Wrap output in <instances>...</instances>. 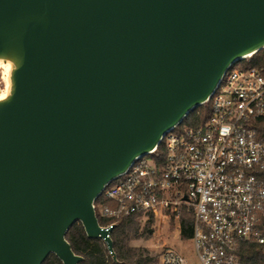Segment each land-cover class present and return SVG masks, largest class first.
Wrapping results in <instances>:
<instances>
[{
    "label": "water",
    "instance_id": "obj_1",
    "mask_svg": "<svg viewBox=\"0 0 264 264\" xmlns=\"http://www.w3.org/2000/svg\"><path fill=\"white\" fill-rule=\"evenodd\" d=\"M264 48V0H0V264H78L105 184Z\"/></svg>",
    "mask_w": 264,
    "mask_h": 264
},
{
    "label": "built area",
    "instance_id": "obj_2",
    "mask_svg": "<svg viewBox=\"0 0 264 264\" xmlns=\"http://www.w3.org/2000/svg\"><path fill=\"white\" fill-rule=\"evenodd\" d=\"M205 103L211 113L204 122L168 130L158 144L163 158L152 155L158 146L137 156L101 191L112 204L94 202L95 212L113 219L103 228L113 230L124 218L148 228L155 238L140 247L154 264H190L162 240L166 226L184 240L182 219L189 215L188 240L201 264H246L241 242L264 244V134L253 126L264 118V72L230 64Z\"/></svg>",
    "mask_w": 264,
    "mask_h": 264
},
{
    "label": "trees",
    "instance_id": "obj_3",
    "mask_svg": "<svg viewBox=\"0 0 264 264\" xmlns=\"http://www.w3.org/2000/svg\"><path fill=\"white\" fill-rule=\"evenodd\" d=\"M236 63L243 67H256L264 72V48L251 56L238 60ZM210 113V103H205L191 110L182 122L183 124L197 125L204 122L209 117ZM253 126L260 134H264V118L255 121ZM154 153L155 154L152 155H156V157H164L165 149L163 143L158 145V148ZM101 202L112 204L109 200H106L101 196L96 198V206H98ZM96 212L99 213L98 207ZM97 218L99 224L101 225H106L113 221L112 218L104 217L101 213L100 217L98 216ZM182 223L184 226L182 232L183 238H191L192 234L189 226L192 223V217L190 215L184 216ZM148 232L149 230L147 229V233ZM138 233L139 225L134 219L124 218L116 223L111 232L116 260H114L112 255L109 254L105 242L102 239L91 238L86 234L80 221H76L69 228L65 237L70 243L73 251L76 254L83 256V260H81L78 264H145L148 260H152V257L143 256V253H138L130 249L128 246V239L131 235H136ZM239 255L241 260L246 264H264V244H259L254 241H242L239 249ZM42 264H63V262L56 254L51 253Z\"/></svg>",
    "mask_w": 264,
    "mask_h": 264
},
{
    "label": "rangeland",
    "instance_id": "obj_4",
    "mask_svg": "<svg viewBox=\"0 0 264 264\" xmlns=\"http://www.w3.org/2000/svg\"><path fill=\"white\" fill-rule=\"evenodd\" d=\"M6 73H7L6 65L2 64L0 66V94L3 95H5L6 93L5 90L9 85L8 79L6 78ZM100 213L101 211L99 210V213H97L99 217H100ZM138 225H139V233L136 235H131V237L128 239V246H133L132 250L138 253H143V256H152L150 255L151 251L141 249L140 245L150 238L152 239L155 238V236L151 235V233L149 232H148L149 234L147 233V229H148L147 227L143 228L142 225H140V223H138ZM173 229H174L173 226L164 227V229H162V240L167 244L176 247L182 253H184V255H186V257L189 259L190 264H201L198 259L196 250L194 249L193 242L188 239H184L181 241L182 238L180 239L178 236H176L175 233L173 232ZM153 261H154L153 259L148 260L145 264H154Z\"/></svg>",
    "mask_w": 264,
    "mask_h": 264
},
{
    "label": "bare ground",
    "instance_id": "obj_5",
    "mask_svg": "<svg viewBox=\"0 0 264 264\" xmlns=\"http://www.w3.org/2000/svg\"><path fill=\"white\" fill-rule=\"evenodd\" d=\"M2 64L6 65V68H7L6 78L8 79L9 85H8V87L5 90L6 91L5 95L0 94V99L6 97L9 94V92H10V87H11L10 76H11V71L14 68V64L11 61H9V60L6 61V60H3V59H0V66Z\"/></svg>",
    "mask_w": 264,
    "mask_h": 264
}]
</instances>
